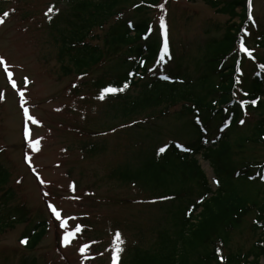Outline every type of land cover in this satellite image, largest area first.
I'll list each match as a JSON object with an SVG mask.
<instances>
[{"label":"trees","instance_id":"obj_1","mask_svg":"<svg viewBox=\"0 0 264 264\" xmlns=\"http://www.w3.org/2000/svg\"><path fill=\"white\" fill-rule=\"evenodd\" d=\"M60 1L62 7L53 5L48 23L61 69L82 80L75 92L95 91L100 97L104 88L127 83L124 91L108 93L103 100L114 116L132 118L131 126L141 128L145 139L152 135L146 127L154 126L153 118L173 113L191 126L185 129L190 132L185 141L164 143V153L156 145L158 155L142 172L132 173L129 163L111 172L112 179L143 190L147 198L142 200L160 210L148 245L140 232L143 241L133 240L118 264H259L264 259V159L244 153L251 145L264 147V63H257L253 75L243 70L246 57L240 45L247 44L253 26L248 0H204L239 21L208 38L203 54L191 58L186 50L177 51L168 33L169 54H163L164 32L149 16L163 0ZM253 37L254 46L264 48V28ZM252 99L258 101L255 106L242 105ZM239 153L243 156L236 159ZM199 156L212 165L215 190ZM9 179V170L0 163V209L13 196L12 188L4 191ZM168 185L177 191H165ZM13 209L1 215V228L29 220L26 206ZM248 218L253 219L251 247H232L234 234L245 230ZM47 225L43 220L23 233L24 247L36 249Z\"/></svg>","mask_w":264,"mask_h":264},{"label":"rangeland","instance_id":"obj_2","mask_svg":"<svg viewBox=\"0 0 264 264\" xmlns=\"http://www.w3.org/2000/svg\"><path fill=\"white\" fill-rule=\"evenodd\" d=\"M60 2L0 0V10L4 11H0V163L10 174L4 191L13 189L8 207L0 209V224L1 215L7 216L14 207L29 210L28 221L0 227V264H118L133 240L143 241L140 232L144 233L143 245H148L152 238L148 233L156 225L152 223L160 218L158 205L143 201L147 198L143 190L120 183L110 174L128 163L132 173L142 172L149 159L158 155L156 145L161 147L171 139L185 141L190 133L185 129L191 126L173 118L172 113L167 118L151 119L154 126L146 128L152 135L145 139L141 128L131 126L132 118L114 116L95 91L75 92L82 80L64 74L50 35L48 19L53 5L62 7ZM161 4L163 8L151 9L152 23L164 32L163 17L177 51L186 50L189 58L201 56L208 38L220 36L229 24L239 21L218 13L204 0H163ZM250 14L252 36L247 34L244 45L251 52V56L245 53L243 70L247 75L257 71V63H264V48L252 42L253 35L264 28V0H252ZM25 108L39 123L28 120ZM154 127L158 132H153ZM29 139L39 140L38 151ZM133 152H137L134 158ZM244 154L263 160L264 147L251 145ZM240 156L243 153L235 158ZM199 159L215 190L212 165L201 156ZM164 190L177 188L168 185ZM2 194L0 191V197ZM49 204L55 205L62 217L76 218L69 221V230L82 226L67 246L63 243L64 230ZM170 206L167 203L166 209ZM43 220L48 223L46 235L36 249L25 248L21 236ZM252 221L248 218L245 230L234 234L232 247H251ZM117 232L123 244L115 240ZM84 245L88 247L81 252ZM117 246L123 248L118 261L114 252ZM259 264H264V259Z\"/></svg>","mask_w":264,"mask_h":264},{"label":"snow or ice","instance_id":"obj_3","mask_svg":"<svg viewBox=\"0 0 264 264\" xmlns=\"http://www.w3.org/2000/svg\"><path fill=\"white\" fill-rule=\"evenodd\" d=\"M248 4H249V7L251 8L252 0H248ZM159 7L163 8L164 5L161 4V5H159ZM49 11L51 12L52 9L50 8ZM4 15L7 16L8 14L5 13ZM249 19H252L251 14L249 15ZM0 23H3L2 19H0ZM161 25L164 28L163 54H169V45H168V40H167V27H166V24L164 22L163 17H161ZM240 47H241L242 50L247 52L249 56H251V52L247 48L244 47L243 43H241ZM163 59H164V55L161 56V60H163ZM0 62H3V58H0ZM260 67L264 68V64H261ZM164 78L167 79L168 77H164ZM25 79H27V78H25ZM237 82H239V80ZM13 86H15V82H13ZM127 87H128L127 83L123 87H120V88L109 86V87L104 88L102 90L101 95H100L99 98L100 99H104L105 95L108 94V93L115 94V93H118V92H122ZM20 95H21V97H23L24 93L21 92ZM245 95H248V94L245 93ZM257 103H258V101L256 99L242 101V105L251 104V105L255 106ZM25 115L28 117V120L32 121L33 123H39L34 116H31V115L28 114V109L27 108H25ZM244 122L245 121H243V120L240 121L241 124H243ZM26 134L30 135V133H26ZM29 144L31 145V147L34 150H37V151L39 150V147H38L39 146V140H36L35 142H33L31 139H29ZM180 147H183V146H180ZM165 151H166L165 147H161L159 149L160 153H164ZM29 160H30V157H29ZM41 182H43V181H41ZM217 183H218V181H217ZM72 188H73V190H75V185L74 184L72 185ZM45 195H47V193H45ZM49 208L51 209V213L55 216V219L57 221H59V225H58L59 228L64 230L63 243H64L65 246H67L69 243H71V240L75 237V235L82 231V226L81 225H76L74 231L69 230L70 229L69 221L74 220L76 218L75 217H67V218L62 217L61 212L58 211L56 206L53 205V204H49ZM115 240L118 242V245L119 244H123V240H122L121 235H120L119 232H117L115 234ZM21 243H25L26 244L27 240L26 239L22 240ZM87 247H88V245H84L80 249V251L84 252ZM122 251H123V248L120 247V246H117L114 249L116 261L119 260V253L122 252Z\"/></svg>","mask_w":264,"mask_h":264}]
</instances>
